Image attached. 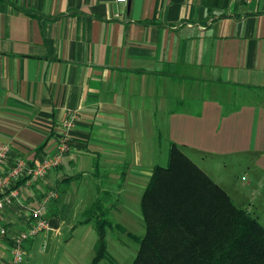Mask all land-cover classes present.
Returning <instances> with one entry per match:
<instances>
[{
	"label": "crops",
	"instance_id": "1",
	"mask_svg": "<svg viewBox=\"0 0 264 264\" xmlns=\"http://www.w3.org/2000/svg\"><path fill=\"white\" fill-rule=\"evenodd\" d=\"M71 116L61 164L0 210V264L48 191L55 212L23 264H63L50 248L93 229L78 222L103 192L143 221L173 146L264 227V0H0L4 169L51 156Z\"/></svg>",
	"mask_w": 264,
	"mask_h": 264
},
{
	"label": "trees",
	"instance_id": "2",
	"mask_svg": "<svg viewBox=\"0 0 264 264\" xmlns=\"http://www.w3.org/2000/svg\"><path fill=\"white\" fill-rule=\"evenodd\" d=\"M107 198L99 194L78 222L97 234L92 264L105 256V230L120 229L107 218L115 205ZM140 209L145 233L135 237L133 264H264V227L174 146L168 164L153 169Z\"/></svg>",
	"mask_w": 264,
	"mask_h": 264
},
{
	"label": "rangeland",
	"instance_id": "3",
	"mask_svg": "<svg viewBox=\"0 0 264 264\" xmlns=\"http://www.w3.org/2000/svg\"><path fill=\"white\" fill-rule=\"evenodd\" d=\"M163 163V167H165L167 165V160H164ZM240 178H243V175L240 176ZM240 183L241 181H239V184ZM256 196L258 195L256 194ZM262 197L258 196L260 202L263 200ZM106 200H108V204H115L114 197L108 195ZM259 204L258 208L260 210H258V212L260 214L263 209L262 204ZM235 205H238V207L242 206L239 203V200H236ZM130 206L132 208L131 211H121L115 215L113 212L108 213L107 218L113 223L120 224L126 231L114 230L110 228L105 230L104 239L106 252L103 259H101L97 264H133L138 250V243L136 242L135 237H142L144 235L145 225L140 216L139 205L136 207V214L133 211L135 204L131 203ZM55 209L56 202L50 201L47 205L48 219L51 218ZM81 217L82 215L78 216L76 220H74L75 218H72L71 215L67 218V221L72 219L74 221L72 225H74L75 222H78L81 219ZM40 236L41 235L39 234L36 238L28 242L26 244V248L31 242L33 243V241ZM60 239L62 240L58 243L54 242L53 246L50 248V251L56 256L58 261L64 262L63 264L93 263L96 254V250L93 247L97 241V234L94 228L91 229V227L76 225L74 230L71 232L65 231L63 237ZM36 242L41 243L40 239H37ZM35 248L39 249V246L36 245ZM35 248L33 249V252L36 250ZM49 258L51 259V257ZM50 264H53L52 261Z\"/></svg>",
	"mask_w": 264,
	"mask_h": 264
},
{
	"label": "built area",
	"instance_id": "4",
	"mask_svg": "<svg viewBox=\"0 0 264 264\" xmlns=\"http://www.w3.org/2000/svg\"><path fill=\"white\" fill-rule=\"evenodd\" d=\"M243 3H250L251 0H238ZM116 2H126V0H116ZM74 116L70 117L65 124V131L60 133L57 138L56 151L42 160L39 165L29 166L25 162L17 161L9 169H4L7 148L0 146V210L5 206L17 202L20 196L19 183L21 185H31L32 183L44 178L49 171L59 166L62 157L67 152L68 132L73 126ZM57 198L55 191H48L40 200L39 205L30 212V226L19 233L10 236L9 255L10 264H23L25 261L26 244L36 238L49 228L47 219V205L50 201ZM6 231L0 230V235L6 236Z\"/></svg>",
	"mask_w": 264,
	"mask_h": 264
}]
</instances>
